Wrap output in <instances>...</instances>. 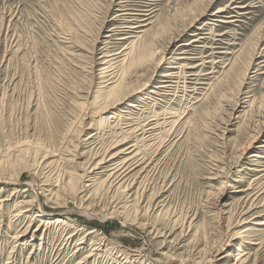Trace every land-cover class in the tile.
Listing matches in <instances>:
<instances>
[{"label": "rangeland", "instance_id": "1", "mask_svg": "<svg viewBox=\"0 0 264 264\" xmlns=\"http://www.w3.org/2000/svg\"><path fill=\"white\" fill-rule=\"evenodd\" d=\"M118 1L0 0V264H79L90 254L82 264H239L241 250L249 257L244 264H264V224L254 223L264 220V204L255 201L258 207L242 216L246 195L236 192L259 174L247 169L251 155L264 152V0L124 3L154 16L135 40L153 38L154 48L166 51L131 69L127 92L133 96L103 116L137 101L132 119L157 113L166 118L167 136L158 130L147 138L148 156L122 189L93 170L117 137L104 128L88 139L99 127L88 111L104 83L102 52L107 46L122 51L134 39L106 36ZM230 14L238 17L226 19L237 21L214 20ZM207 21L223 36L208 35L205 44L222 42L217 45L233 52L209 75L214 86L151 93L161 74L174 70L180 43L208 31ZM125 29L118 37L130 36L132 28ZM182 48L200 57L198 43ZM162 55L167 61L158 66ZM145 83L150 93L140 102L144 95L136 90ZM91 170L101 173L95 183L83 175ZM246 227L253 239L242 244Z\"/></svg>", "mask_w": 264, "mask_h": 264}, {"label": "bare ground", "instance_id": "2", "mask_svg": "<svg viewBox=\"0 0 264 264\" xmlns=\"http://www.w3.org/2000/svg\"><path fill=\"white\" fill-rule=\"evenodd\" d=\"M129 1H131V0H129ZM127 2H128V0H126V1L122 0V1H118L116 3V6H118V7L116 9L117 13L114 17L115 23H114L113 28L110 29L111 34H107L106 36L111 37V38L112 37L115 38V36H116V38H115L116 40H125V39H132V38H134V39L130 42V45L127 47H124V49L122 51L116 52L115 50H111L107 46L108 48L106 47V49L102 52V55L100 57L101 58L100 64L102 66L101 77L104 78V81H103L104 83L101 87L98 86V87H100L101 91L99 92V95L96 97V99L93 103L95 106L93 105L92 108H90V110L88 111L90 113L89 115L92 118V122L99 124L98 131L92 132L89 135L88 139H92L95 136H97L99 133H101L104 130V128L109 129L110 134L117 137L116 141L113 144H111V146L112 145L113 146L112 147L110 146L104 152V155L102 156V158L97 163H95L93 170L100 169L102 174L103 173L107 174V178L104 180V182L105 183L109 182L110 186H111V184L114 185V187L118 186L117 187L118 189L119 188L122 189V187H127L126 183L128 182V180L131 177H133L135 175L134 171L144 163V160L148 156V150L147 149H148V146L150 143L147 145V138H149V137L151 138L153 136V134H155L158 130H160L159 134H162L163 136H165V135L167 136V130L164 129V126L167 123L166 120H164L166 118H162L157 113H155V114H153L154 112H151L150 114L145 113L144 114V121L141 119L140 121L135 122L132 119V115L134 112V110L132 108H137L138 110L140 109L139 105H137L138 104L137 101L130 102L128 104V107H126L127 109H120L118 111H114V112L110 113L108 116L107 115L103 116L108 109L117 107L121 102H123L124 99H128L129 97L133 96L132 94H134V92H132V93L127 92L128 91V85H129L128 77H129L131 69L138 66L139 64H141V62L143 60H146L149 57H152V59H153V57L155 55L160 54L161 52H163V50L166 49V47H164V46L154 48L155 47L154 46L155 41L153 38L151 40H146L144 43L141 41H140V43L137 42L140 38H142V36H140V35L145 32V30L143 31L140 29L151 24L152 23V21H151L152 17H154V16H151L152 12L151 13L149 12L146 14L144 12L133 13L131 11L132 9H130V7H128V5L124 4ZM224 10H225L224 8H220L219 10H217V13H221ZM141 11H145V9H142ZM234 17H238V16H236L235 14H230V16H228V17H221V19L220 18H214V20L222 22V23H229V22H235L237 20H227L226 18H233L234 19ZM129 18H133L135 20H138V21H136L137 24L135 26H127V25L122 26V25H120L121 20H123V22L124 21L127 22ZM129 22H131V21H129ZM206 24H210V25H208L209 27L207 28L208 31H206V32L203 31V33L196 32V33H194V35H193L194 37L192 40H190L188 42L180 43L181 52L177 53L179 55L174 56L173 59H171L172 62L175 64L172 66V68H174V70H166L165 72H163L161 74L162 77L160 79L162 81L159 82V84L155 87V89L153 88L150 90L151 93L159 94V92L165 88H167V89L171 88L175 92H177V91L179 92L180 89H183V92H185L188 90L189 86H191V85L194 88L193 91H199V90H202L204 88V87L203 88L198 87L199 84H204V85L209 84L210 87L214 86V83H212L211 80H214L215 78L213 76L209 77V75L212 73L218 72V71H215V69L217 68V64L219 62L221 63V60L225 59L224 57L227 56L226 54H230L233 52H231L230 50H227V48H225V47H220V45H217V44H222V42L216 41V42L212 43L213 45L205 44V42L208 39V35L220 34L221 36H223L222 33H216V30H215V26H217L216 22L207 21ZM126 27L132 28V31L131 32L129 31L130 36L126 35V36L118 37V35H120L119 31L120 30L121 31L126 30L125 29ZM133 29L136 31H134ZM133 33L137 34V36L133 35ZM131 35H133V36H131ZM137 38H138V40L136 41L135 39H137ZM214 40H221V39L218 38V39H214ZM195 43H198V47H199V49H201V50H199L200 57H197L200 59H197V58L192 57V56L189 57L188 55H190L191 53H188V51H186L185 48H182L185 46L186 47L192 46ZM215 46H218V47H215ZM210 47H211V50H213V52L209 51L210 53L207 54L208 48H210ZM218 54H224V56H221ZM166 61H167V59L165 58L164 55H162L159 59L158 64H156V65L159 66L162 62L164 64V62H166ZM195 61L198 63L194 64ZM262 62H264V60ZM208 64H211V66H212L211 70L204 72L205 68L208 67L207 66ZM262 66L264 68V63ZM221 68H223V67H221ZM225 72L226 71H224V73ZM131 75H133V74H131ZM205 80H209L210 83H206L207 81L205 82ZM148 85H149L148 83H145L144 86L142 87V89L136 90V92H142L141 95H144L143 97L140 98V102H143L145 100V98L147 100L148 94L150 92H148V93L145 92V89H147ZM244 103L245 104L249 103L248 108L252 107V106H250L251 104L249 101H244ZM241 106L242 105L240 104V101L238 100L236 103V107H234V110L238 111ZM245 109L246 108H244V110ZM246 112L247 111H245L244 113H246ZM175 122L176 121H174L173 123H175ZM257 134L259 136V133H257ZM249 135H250V133H249ZM97 137H99V136H97ZM255 140L256 139H251L252 142ZM142 141H144V143H142ZM251 143L250 144L248 143L249 145L243 149L242 153H245L246 150H248L250 148ZM123 144H125L126 146L123 147L122 149H120L119 151H116L113 153V150L119 148ZM262 147H264V145H262ZM6 152H7V150H6ZM238 156L239 155H237V157ZM251 157L253 158V159L251 158L252 159L251 164L250 165L248 164L249 167H247V166L246 167L250 171H258L259 174L256 175L255 177H253V180L249 183L248 186L238 188L236 190V192H243V193H245L244 195H246V197H244L243 201L241 202V206L239 207L242 216L248 214L249 212L254 211L253 209L258 207L257 203L260 202L261 200H262V202H261L262 204L260 206H263V204H264V164H263L264 163V160H263L264 159V152L263 151L262 152L256 151L251 155ZM93 170L86 171V172H84L83 175L85 178H88L89 181H93L92 183H95V181L97 180L96 175H100L101 173H99V172L95 173V171H93ZM142 172H144V171H142ZM216 176H218V175H216ZM212 178H213V176H212ZM238 181H242V180H238ZM3 200H5V199H3ZM257 200H258V202L255 203V201H257ZM18 210H19V213H17L18 216L23 214L24 211L21 207H19ZM256 212H257V214H255V216H253L251 219H255L259 216L258 213L260 211L257 210ZM241 218H242L241 222H244V220L246 219L243 217H241ZM61 220L62 219H59L58 221L61 222ZM254 223L258 224V225H260V224L262 225V224H264V220H260V221L256 220ZM79 230H82V228ZM252 230L253 229L250 227H246V228L242 229V231L240 232L241 234H243L242 235L243 237L241 239L242 244L245 243V241H247V239H250V240L253 239L252 238V232H253ZM256 230H259V229H256ZM95 232L96 231L93 230V231H90L89 233L92 234ZM258 239H261V237H259ZM84 242H85L84 239H81L78 242V244L81 245ZM251 244H262V241H260V240H259V242L254 241ZM125 254L127 256H130L131 253L127 254V252H126ZM245 254H248V253L245 252L244 250H241L239 252V254H238L240 256V258L238 259L239 264H244L247 262L249 257H244ZM138 255L140 258L143 257L142 252L139 253ZM91 256H92V254L87 255L83 260H81L79 262V264L84 263L85 259L87 257H91ZM220 258L222 260L223 258H226V257H225V255H221ZM151 259L153 262H157V263L161 261V259H159V258H151Z\"/></svg>", "mask_w": 264, "mask_h": 264}]
</instances>
